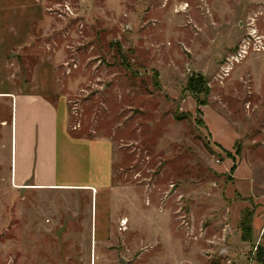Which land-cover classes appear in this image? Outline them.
I'll list each match as a JSON object with an SVG mask.
<instances>
[{
	"label": "rangeland",
	"instance_id": "1",
	"mask_svg": "<svg viewBox=\"0 0 264 264\" xmlns=\"http://www.w3.org/2000/svg\"><path fill=\"white\" fill-rule=\"evenodd\" d=\"M0 20L9 72L70 100L64 175L100 190L16 189L0 163V264H264V0H0Z\"/></svg>",
	"mask_w": 264,
	"mask_h": 264
},
{
	"label": "crops",
	"instance_id": "2",
	"mask_svg": "<svg viewBox=\"0 0 264 264\" xmlns=\"http://www.w3.org/2000/svg\"><path fill=\"white\" fill-rule=\"evenodd\" d=\"M3 24L0 20V109L3 110L5 117V120L1 121V126L9 128L10 142L5 143L4 139L1 145L0 163L9 164L8 178L11 184L16 189L40 192L68 189L90 191L91 188L94 197L96 190L100 192L97 184L74 182L63 173L64 169L70 171L69 162L73 161L70 146L74 140L69 134L72 133L70 100L60 95L62 102H65L61 108L58 99L55 101L51 97L46 83L38 85L34 81V84L29 85L22 82L16 73L9 72L8 60L3 59L6 57V44L3 39L7 38L8 33L4 32ZM64 131L67 132L68 138L65 149L61 146L60 140L61 132ZM93 136L77 137L97 142L103 139ZM216 141L221 143L218 139ZM232 147L227 149L230 150ZM114 152L116 153V149ZM61 159L67 166L63 169ZM79 165V161L75 164L73 161L72 166L79 168ZM241 165L236 167V178L239 182L238 170ZM231 166H233L231 162L227 164V168ZM112 187L113 185L109 186ZM121 220L125 221L127 217H122Z\"/></svg>",
	"mask_w": 264,
	"mask_h": 264
},
{
	"label": "trees",
	"instance_id": "3",
	"mask_svg": "<svg viewBox=\"0 0 264 264\" xmlns=\"http://www.w3.org/2000/svg\"><path fill=\"white\" fill-rule=\"evenodd\" d=\"M188 89L192 90L196 95L198 94H206L209 96L211 87L209 85V80L206 76L204 75H198L197 77H192L188 81ZM199 105L203 106L206 104V101H200L198 100ZM200 110V109H199ZM247 213L244 215V219L247 221L246 217ZM253 232V228L251 223L249 224V227H246V231L244 230L245 236L249 235L251 236ZM251 238V237H250Z\"/></svg>",
	"mask_w": 264,
	"mask_h": 264
},
{
	"label": "bare ground",
	"instance_id": "4",
	"mask_svg": "<svg viewBox=\"0 0 264 264\" xmlns=\"http://www.w3.org/2000/svg\"><path fill=\"white\" fill-rule=\"evenodd\" d=\"M126 222V221H125Z\"/></svg>",
	"mask_w": 264,
	"mask_h": 264
}]
</instances>
